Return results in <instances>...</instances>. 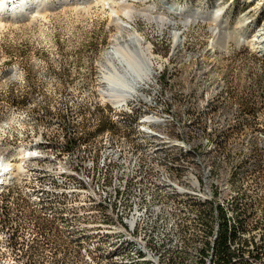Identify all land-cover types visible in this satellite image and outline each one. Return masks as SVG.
I'll return each mask as SVG.
<instances>
[{
    "label": "bare ground",
    "instance_id": "6f19581e",
    "mask_svg": "<svg viewBox=\"0 0 264 264\" xmlns=\"http://www.w3.org/2000/svg\"><path fill=\"white\" fill-rule=\"evenodd\" d=\"M97 1L111 2L119 26L102 68L108 84L102 115L76 134H56L50 120L36 129L29 100L0 111V264H217L213 252L225 260L264 255V96L240 106L246 116L239 124L256 138L250 146L190 140L177 129L179 114L160 83L150 79L152 47L138 30L125 33L126 16L149 13L129 0H119L121 9L118 0ZM247 4L229 0L219 8L234 16ZM206 10L177 13L186 23L206 20L213 42H250L264 57V12L248 37V18L229 26ZM38 12L30 0H0V31L4 18L21 21ZM153 16L179 21L165 11Z\"/></svg>",
    "mask_w": 264,
    "mask_h": 264
},
{
    "label": "rangeland",
    "instance_id": "374dc122",
    "mask_svg": "<svg viewBox=\"0 0 264 264\" xmlns=\"http://www.w3.org/2000/svg\"><path fill=\"white\" fill-rule=\"evenodd\" d=\"M163 1L129 0L149 14L135 12L132 17L126 16L131 26L125 33L138 30L143 44L152 47L155 70L150 79L160 83L169 105L172 103L179 114L182 125L177 129L190 140L195 136L198 140L210 137L215 146H250L256 138L240 126L239 118L246 116L240 106L245 98L249 101L264 96V84L262 90H257V85L264 83V57L250 42L231 41L226 46L220 45L219 39L213 42L214 32L206 20L186 23L177 12L200 14L212 8L206 11L222 14L220 22L229 26L248 18L251 37L264 21L260 25L254 22L264 12V0H239L248 4L241 10L238 5L234 16H227L219 8L229 0L220 4L212 0L213 5L219 4L214 7L206 0ZM110 4L97 0H30V6L41 8L36 18L14 22L4 18L0 31V111L13 102L29 100L36 107L37 120L40 118L36 129L46 128L50 120L56 134L67 129L76 134L81 126L102 115V104L108 98L103 63L119 32ZM124 5L118 0L114 6L121 9ZM153 5L156 6L151 11ZM162 11L179 21L163 23L153 16ZM176 30L181 32L179 42L175 40ZM127 55L134 57L131 52ZM210 97L218 99L211 102ZM259 104L264 112V102ZM107 125L106 122L101 128ZM29 171L33 173L35 169Z\"/></svg>",
    "mask_w": 264,
    "mask_h": 264
},
{
    "label": "built area",
    "instance_id": "2783aa9c",
    "mask_svg": "<svg viewBox=\"0 0 264 264\" xmlns=\"http://www.w3.org/2000/svg\"><path fill=\"white\" fill-rule=\"evenodd\" d=\"M247 45V44H246ZM143 87L142 83L141 86L139 87L138 90V96L143 98ZM150 106V105H149ZM148 106V107H149ZM112 128H118L115 123H113ZM73 143L70 138V144ZM211 261H216L217 264H264V255H260L259 257H245V258H237L236 260H225L223 259V253L218 252H213L212 253V260Z\"/></svg>",
    "mask_w": 264,
    "mask_h": 264
}]
</instances>
